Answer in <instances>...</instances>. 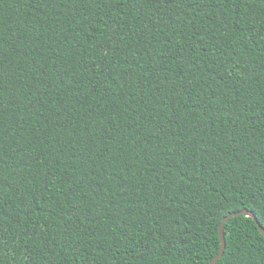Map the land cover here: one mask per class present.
<instances>
[{
    "label": "trees",
    "instance_id": "16d2710c",
    "mask_svg": "<svg viewBox=\"0 0 264 264\" xmlns=\"http://www.w3.org/2000/svg\"><path fill=\"white\" fill-rule=\"evenodd\" d=\"M264 226V0H0V264H208ZM215 264H264L251 216Z\"/></svg>",
    "mask_w": 264,
    "mask_h": 264
},
{
    "label": "water",
    "instance_id": "95a60500",
    "mask_svg": "<svg viewBox=\"0 0 264 264\" xmlns=\"http://www.w3.org/2000/svg\"><path fill=\"white\" fill-rule=\"evenodd\" d=\"M238 215H246V216H251L253 217V219L257 222L258 226H259V229L260 231L262 232V234L264 235V226L261 225V223L258 221L256 215L248 210V209H242L240 211H237V212H232L230 214H228L224 219L223 221L221 222L220 224V239H221V247L219 249V252L215 255V257L208 263V264H215L216 262H218V260L222 257V255L224 254L225 252V249H226V238H225V232H224V226L226 224V222L234 217V216H238Z\"/></svg>",
    "mask_w": 264,
    "mask_h": 264
}]
</instances>
